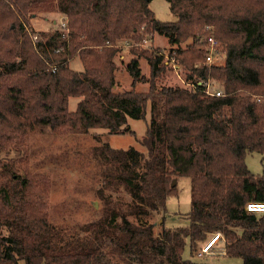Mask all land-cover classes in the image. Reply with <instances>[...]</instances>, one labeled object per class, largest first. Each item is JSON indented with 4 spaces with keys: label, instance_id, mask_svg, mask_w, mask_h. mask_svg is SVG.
<instances>
[{
    "label": "trees",
    "instance_id": "obj_1",
    "mask_svg": "<svg viewBox=\"0 0 264 264\" xmlns=\"http://www.w3.org/2000/svg\"><path fill=\"white\" fill-rule=\"evenodd\" d=\"M167 1L173 22L156 19L150 0H0V264H210L183 253L189 244L197 256L215 233L226 257L264 264V213L247 210L264 204V166L254 175L246 164L249 153L264 159V0ZM54 12L66 30L35 40L31 20ZM155 34L169 40L167 54L144 48ZM210 38L223 63L205 64ZM121 41L133 55L132 86L148 82V92L114 91ZM76 57L81 72L70 68ZM172 59L194 87L164 84ZM208 81L221 96L206 92ZM72 97L81 98L74 112ZM148 107L144 151L94 148L102 206L63 235L49 216L50 178L30 170V135H135L128 121L145 119ZM178 177L191 180L189 225L168 228Z\"/></svg>",
    "mask_w": 264,
    "mask_h": 264
},
{
    "label": "rangeland",
    "instance_id": "obj_2",
    "mask_svg": "<svg viewBox=\"0 0 264 264\" xmlns=\"http://www.w3.org/2000/svg\"><path fill=\"white\" fill-rule=\"evenodd\" d=\"M150 9L156 19L163 22H173L176 17L170 11L167 0H150ZM63 15L60 13H41L30 22V28L35 35L42 39L52 29H61ZM129 42H119V53L115 61L118 66L117 93H123L131 89L137 92H148V82H138L132 86L133 78L127 71L133 55L130 52ZM185 47V45H183ZM159 48L166 54L170 50L169 40L162 35L155 34L153 40L145 41L144 48ZM214 57L216 63L224 62V54L221 45L214 42ZM253 66V62H251ZM142 75L150 76V67L146 59H140ZM172 66V65H171ZM70 68L75 71H83V65L78 57L70 62ZM164 81L168 86H184L183 71L172 66ZM264 70V68H260ZM182 79V80H181ZM212 90H220L221 85L217 81L211 82ZM186 86V85H185ZM81 98L72 97L69 100V110L76 111ZM150 120V107L147 109L145 119L128 121L129 126L135 131V135H107L104 129H94L88 134L73 133L61 135L52 133L50 130L36 131L32 133L26 143L25 150L29 155L30 170L33 173L47 175L50 178L49 190V216L51 223L68 237L75 235L74 232L81 224L95 219L97 214L94 210L101 208V202L97 197V191L102 186L100 179V165L94 155V148L108 143L112 148L126 150L135 147L141 151L144 149L137 140L142 139L147 132ZM17 154H11L16 156ZM246 164L254 175L263 172L264 159L258 153H249L246 156ZM178 196L171 197L167 203L165 225L168 228L187 227L189 220L187 214L191 209V180L188 177H178L175 180ZM157 225L160 216L155 214L151 218ZM80 232V231H79ZM183 257L194 261H205L210 264H243L239 258H230L224 255L223 242L213 250V254L200 258L191 255L190 245L187 244ZM132 264H137L136 262Z\"/></svg>",
    "mask_w": 264,
    "mask_h": 264
},
{
    "label": "built area",
    "instance_id": "obj_3",
    "mask_svg": "<svg viewBox=\"0 0 264 264\" xmlns=\"http://www.w3.org/2000/svg\"><path fill=\"white\" fill-rule=\"evenodd\" d=\"M62 20H64V21H62V23H61V27H62L61 29L66 30L67 22L65 21L64 17H62ZM34 39L39 40L37 35L34 37ZM214 42H215V40L213 38L208 39L209 44L206 48V60H205V64L208 66H210L212 64H218V63H216L215 57H214ZM171 65L174 68H178V69L181 68L180 65H178L174 59L171 60ZM181 82L188 87H194V84L188 83L185 80H182ZM205 86H206V92L210 95L221 96L223 93L221 90H212V84L210 81L206 82ZM247 210L251 213H264V204L250 203L247 205ZM221 242H223V237H222L221 233L213 234L211 236V238L208 240V242L202 246V248L200 249V251L198 253V256L200 258H202L205 256L212 255L213 250L215 248H217V246H219V244Z\"/></svg>",
    "mask_w": 264,
    "mask_h": 264
},
{
    "label": "water",
    "instance_id": "obj_4",
    "mask_svg": "<svg viewBox=\"0 0 264 264\" xmlns=\"http://www.w3.org/2000/svg\"><path fill=\"white\" fill-rule=\"evenodd\" d=\"M175 185H176V182H175V181H174V182H172V187H173V186H175Z\"/></svg>",
    "mask_w": 264,
    "mask_h": 264
}]
</instances>
